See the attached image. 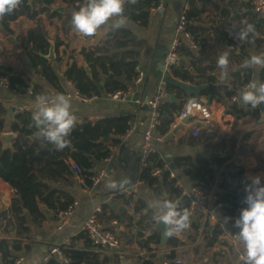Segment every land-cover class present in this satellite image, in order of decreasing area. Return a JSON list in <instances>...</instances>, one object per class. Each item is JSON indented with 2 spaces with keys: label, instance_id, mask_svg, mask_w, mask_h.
<instances>
[{
  "label": "crops",
  "instance_id": "1",
  "mask_svg": "<svg viewBox=\"0 0 264 264\" xmlns=\"http://www.w3.org/2000/svg\"><path fill=\"white\" fill-rule=\"evenodd\" d=\"M184 3L185 0H164L163 12L151 10L147 26L142 27L128 19L127 25L123 27L134 33V42L129 49L138 53L136 56L137 67L145 72L144 80L140 83L136 82V70L131 75V79L126 78V75L118 78L127 84V89H130L132 96L129 99L112 101L105 95H101V98L92 103H83L71 96L72 110L78 117L79 123L84 119L96 122L105 117L129 116L131 121H137V125L128 138L124 140L120 138L118 145H113L110 142L103 144V149L110 151L111 155L105 161L96 163L93 172L97 174L103 168L106 172L88 194L82 192L73 171L69 178H64V192L71 194L74 199L80 198V203L70 222L63 229H58L57 217L52 218L50 216V220L42 226L31 225V235L28 239L20 238L18 236L20 231L19 220L12 210V203L18 200L19 191L0 178V231L6 235L0 237V241L22 240L24 242L22 250L12 251L15 257L22 259L20 264L41 263L53 243H63L70 240L73 246L82 249L87 244L86 239L78 238L82 234L83 221L97 208L102 210L104 205H109L118 218L105 226L117 232L119 237H124V235L134 237L132 245L129 246L124 243V238L121 239L127 252L125 255L126 264H142L132 253V249L137 243L138 236L136 234L138 230L133 225L129 226L127 218L130 215H133L134 219L135 215L140 217L134 208V202L139 200L146 205L143 210L146 220L151 223V226L156 223L152 211L148 209V202L159 197L143 180L138 156L144 141L145 130L151 121L152 112L146 103L153 97L160 80L164 77L175 88L171 91L168 90V95L164 97L162 101L163 111L171 109L173 105H180L183 101L197 98L209 106L213 116L208 129L201 124V121L193 118L172 137H169L172 130L180 124L174 121L171 132L162 135L164 136L162 140L154 142L155 152L163 161L164 171L173 172L179 180L184 181L187 187H190L192 183L185 176L187 166H184L185 164L178 166L176 159L186 157L192 159L205 157L208 159L212 152H216L221 153L216 161L228 158L226 164L217 169L218 174L224 170L226 165L234 164L245 169V176L259 174L262 176L261 182H264V123H260V110L253 111L250 106H242L239 95L235 97L236 99L228 98L222 88L224 85H231L237 74L243 75L248 70L251 72L250 81L256 78L264 81V69L257 71L255 68L245 69L242 67L244 60L251 55L264 54V20L254 12L248 0H195L194 11L196 14L191 19L190 25L200 44L197 46L188 39L183 40L178 68L196 70L197 74L195 76L196 81H185L175 78L173 74L168 75L164 71V58L170 50L174 29ZM59 7H62V10H58ZM74 7L75 5L68 4L67 1L57 0L51 6V13H59L58 15L52 16L45 13L40 15L48 33V39L54 40L55 43L59 39L63 43L53 65L62 79L64 94L66 95H71L73 91L72 87L67 85V79L64 75L69 62V55H74L79 64L84 63V59L79 53L80 49L88 45H103L108 39V31L112 28V22L109 21L93 36H82L73 29L70 22L66 23L68 15L78 11ZM245 21L255 26V35H250L248 40L238 43L239 47L237 48V44L234 43L238 39L233 38L230 29L236 28L238 30L244 26ZM34 26H36V21L26 17H20L11 22V32L0 26V63L13 65L33 82H43V77L32 68L26 50L18 42V37ZM242 45L246 47L242 48ZM229 47H231L230 76L227 80L222 81L220 69L217 67V59L219 53ZM64 49L66 50L65 55ZM209 66L215 69L203 71V68H209ZM202 71L214 76L215 80L209 81L199 77L198 73H202ZM48 86L46 85V87ZM50 90L52 94H57L52 88ZM171 96L174 97V100L171 99ZM0 101L2 102L1 105H5L8 110L7 120L8 123H11L16 117L15 109L28 105L32 99L25 93V90L15 92L0 88ZM197 126L202 129L201 135L194 136L192 131ZM209 129H212V134L207 131ZM155 132L160 134L158 130ZM109 177L117 184L125 180L129 182L124 184L123 188L118 187L115 190H109L105 187V180ZM124 189L130 190V194L123 193ZM164 194L166 193L164 192ZM120 196L129 199V203L126 204L124 199L118 198ZM219 212L220 209H216L217 217ZM197 217L198 213L191 216V222ZM149 231L150 227L138 240L145 238L144 241H147ZM156 233L159 234L156 245H159L161 233L160 231ZM201 240L202 237L199 236L198 243ZM218 240L209 258L204 260L207 264H243L238 259L235 250L229 245L232 244L229 238L222 236ZM221 240L224 241L222 244ZM183 241H186V237ZM173 250L178 251V257L184 261V264H205L195 261L197 257L194 253V245L176 248L168 245V249L165 251H161L157 247L151 251L150 261L152 264H163L165 257H168ZM214 253H218L217 257H214ZM0 264H3L1 251Z\"/></svg>",
  "mask_w": 264,
  "mask_h": 264
},
{
  "label": "trees",
  "instance_id": "2",
  "mask_svg": "<svg viewBox=\"0 0 264 264\" xmlns=\"http://www.w3.org/2000/svg\"><path fill=\"white\" fill-rule=\"evenodd\" d=\"M68 4L74 5L78 0H64ZM57 0H23V3L9 15H5L0 19V26L11 32L10 23L20 17H26L36 21V26L30 28L27 32L18 37L27 52V56L43 82H33L24 73L18 71L11 64L0 63V77H6L10 81V90L21 92L26 90L31 83L34 85L33 95L40 94L53 97L50 88L57 93H65L64 84L57 72L53 62L47 60L43 55H47L50 50L48 33L45 30L41 14H51L56 16L59 13H51V6ZM158 4V0H136V3L125 4L124 15L128 19L145 27L149 23L151 8ZM84 5V4H83ZM83 5H76L74 8L79 10ZM191 9L188 13V31L191 34V41L199 46L198 37L193 31L190 22L196 14L195 0H192ZM38 6V7H37ZM72 15H68L66 23H71ZM72 25V24H71ZM108 39L103 45H88L80 49L79 53L87 63L90 71L88 72L84 63L79 64L75 60L74 55H69V62L64 71L67 81L72 82L80 93L91 95H105L114 93L119 90L127 89V84L119 80L123 75L131 79V75L135 73L138 61L136 59L137 52L129 49L134 42V33L127 28L113 29L108 31ZM250 38V36H249ZM241 43L237 40L234 44ZM63 43L57 39L55 43L56 55H59L60 46ZM233 44V45H234ZM182 48L180 54H182ZM66 50L64 49V55ZM181 56V55H180ZM205 69L214 70L209 66ZM198 73V76L205 80H215V77L205 72ZM196 70L190 71L185 68H175L173 75L175 78L185 81H196ZM251 72L248 70L243 75L237 74L231 85H224L223 91L228 98L238 97L244 86L250 81ZM130 77V78H129ZM46 85H49L46 87ZM175 88L169 82L168 90ZM173 105L171 109H165L161 113V123L156 130L161 135H167L171 132L176 116L180 113L183 104ZM237 111H239L237 109ZM8 110L5 105H0V135L4 132H12L15 137L10 147L3 149L0 141V178L19 191V198L12 203V210L16 214L20 231L18 236L22 239H28L31 235V225L42 226L52 218H56L60 211L65 210L74 200L71 194L64 192V178L72 175V168L68 165L69 157L83 169L85 179L88 186L93 184L91 177L95 175L93 172L96 163L105 161L110 155V151L103 149L105 142L113 145L120 143V137L126 134L131 127V118L129 116L105 117L96 122L84 119L81 123L77 122L71 136L68 138L70 144L62 151L55 150L54 146L47 142L37 139L35 132L37 129L33 126L32 113L29 111L18 114L15 119L8 123ZM212 134V129L207 130ZM107 139V141H106ZM89 156L92 158L90 159ZM228 158L218 159L216 166L221 168L226 164ZM185 161V162H182ZM178 166H187L185 170L186 178L196 186L209 191V189L217 182L218 202L222 207L219 212L218 224L211 226L201 214L190 223V228L182 233L186 237V241H180L172 238L169 241L170 246L181 247L194 245L196 262L207 264L204 260L209 258L213 247L223 235L224 229L231 233L237 234L239 229L234 227L235 219L239 217L242 208L247 205L244 203L246 196L243 187L248 183L245 176V169L234 164L226 165L224 170L218 174L209 160L205 157L179 158L176 159ZM163 161L157 152L149 156L148 165L144 170L143 180L156 192L157 196L162 199L178 200L181 209L190 210L192 198L190 196L182 197V189L177 186L178 178H171L170 172L164 171L159 176H153V170L162 166ZM228 170V171H227ZM219 175V176H218ZM164 192L166 194H164ZM129 203V199L120 196ZM146 205L142 201H135L134 208L136 213L140 214V218L135 221L134 216H128L129 226H135L137 231V244L147 247L152 251V244H157L159 234L148 237L147 241L138 240L143 236L144 232L151 227L143 214ZM27 213H24V210ZM200 215V216H199ZM100 222L104 225L109 224L113 220L118 219L115 212L109 205H104L98 215ZM225 217L231 218L229 221ZM199 236L202 240L198 243ZM87 240V244L81 248L74 246L64 250L71 258V264H123L120 255H106L91 251L92 244L87 236L82 233L80 237ZM124 243L129 246L134 241L133 236L124 235ZM221 244L224 241H220ZM219 242V243H220ZM24 248L22 240H2L0 241V251L2 253L3 264H13L17 257L12 251H20ZM193 252V250H190ZM221 254V253H219ZM218 253H214L217 257ZM178 251L170 252V258H177ZM217 262V260L215 259ZM45 264H60L56 259H51ZM144 264H152V261H145Z\"/></svg>",
  "mask_w": 264,
  "mask_h": 264
},
{
  "label": "clouds",
  "instance_id": "3",
  "mask_svg": "<svg viewBox=\"0 0 264 264\" xmlns=\"http://www.w3.org/2000/svg\"><path fill=\"white\" fill-rule=\"evenodd\" d=\"M23 0H0V19L12 14ZM136 3V0H86L78 11H74L71 17L73 29L82 36H93L97 31L111 21L113 29L125 27L128 17L124 15L125 4ZM235 30V31H231ZM255 26L244 22V26L238 30L230 29L234 39L244 42L249 36L255 35ZM231 47L219 53L217 67L220 69V79L227 80L230 76ZM242 67L255 68L257 71L264 69V54L251 55L245 59ZM239 101L242 106L256 109L264 104V81L259 78L247 83L240 92ZM72 97L63 93H57L54 97L40 94L34 100V112L32 116L33 126L37 129L35 137L54 146L55 150L62 151L68 147V139L76 124L77 116L72 110ZM246 179L250 183L245 184L246 193L240 215L235 219L234 227L239 229L237 236L243 243L245 251L240 256L243 264H264V184L262 176H249ZM125 180L119 184L110 177L105 180V187L115 190L123 188L128 183ZM148 209L152 211L153 219L158 225L162 224L163 237L179 238L181 234L190 228L191 211L181 209L178 200L156 198L148 202ZM231 218L225 217L226 221Z\"/></svg>",
  "mask_w": 264,
  "mask_h": 264
},
{
  "label": "built area",
  "instance_id": "4",
  "mask_svg": "<svg viewBox=\"0 0 264 264\" xmlns=\"http://www.w3.org/2000/svg\"><path fill=\"white\" fill-rule=\"evenodd\" d=\"M192 0H185L182 12L180 14L179 20L177 25L174 29V37L168 51L167 55L164 58V71L168 75H172L175 68L180 66V49L183 45V40L188 39L191 41V34L188 31V13L191 9ZM251 3L252 9L254 12L264 20V0H248ZM86 0H78L75 2L76 5H83L85 4ZM153 12H163L164 10V0H158V4L151 8ZM194 44L193 41H191ZM239 47V44L236 45ZM145 72L136 67V82L140 83L144 80ZM168 84L169 80L167 78H162L157 86V90L153 97L147 101V105L151 109V121L147 129L144 133V141L141 147V151L139 153V166L140 172L144 176V170L148 165V159L151 154L155 152L154 142L160 141L163 139L164 136L156 133L157 126L161 123V113L163 111L162 108V101L164 97H166L169 93L168 91ZM67 85L72 87L73 91L72 94L69 96L76 97L83 103H92L93 101L98 100L101 98V95H91L87 96L79 92L76 86L67 81ZM0 88L10 89V81L6 77H0ZM34 85L31 83L29 87L25 90V93L32 99V102L28 105H24L15 109L14 114L17 116L20 113L29 111L32 113L34 112V100L35 97L33 95ZM105 96L112 100V101H124L129 99L132 96L130 89L119 90L114 93L105 94ZM233 99H236L235 97ZM2 102L0 101V105ZM187 117H191L192 119H198L201 121V124L206 128H210L211 120L213 118L212 112L209 106L197 98H192L187 100L178 114L176 116L175 121L177 123H181V121ZM92 118V117H91ZM78 122V117H77ZM131 127L129 131L122 135L120 138L122 140L128 138L130 134L135 130L137 121L132 120ZM201 128L199 126L193 129V135L199 136L201 135ZM68 165L72 168L73 172L76 175V180L80 185L82 192L84 194H88L89 191L101 180L103 175L105 174V169L103 168L99 173L93 175L91 180L93 184L88 186L87 181L84 176L83 169L80 165L76 162L75 159L69 157L67 160ZM164 171V168L161 166L158 169L152 171L153 176H159ZM171 178H177L173 172H170ZM219 177L217 178V182L209 189V191L202 189L196 186L194 183L191 184L190 187H187L184 181L178 180L177 186L182 189V197L183 196H190L192 198L190 211L192 213L191 216L198 213L201 214L205 220H207L211 226L218 224L219 219L216 214V209H220L222 207L221 203L218 202L219 197L217 195V183ZM123 193L130 194V190L124 189ZM80 203V198H75L73 202L63 211H60L57 214L58 219V229H63L65 225H67L71 218L73 217L77 206ZM101 209L97 208L93 211L89 217H87L81 226V232L84 233L89 241L92 244L91 251L96 253H103V254H110V255H120V257H125L126 249L124 248V243L122 242L121 238L117 234V232L108 229L102 222L99 220V213ZM135 221H137L140 217L139 215H135ZM3 231H0V237H5ZM225 238H229L232 244H229L234 250L235 253L240 260V256L244 254L245 248L243 243L239 240L237 234H231L224 229V233L222 235ZM221 236V237H222ZM72 243L70 240L63 242V243H53L49 249V252L44 257L43 261L39 264H45L51 259H56L60 264H71V258L65 254L64 250L66 248L72 247ZM75 247V246H74ZM78 248V247H75ZM132 253L144 264L145 261L150 260L151 251L148 250L147 247L143 245H138L134 249H132ZM241 261V260H240ZM22 262L21 258H16L13 264H20ZM242 262V261H241ZM243 263V262H242ZM163 264H184V261L180 258H170L165 257Z\"/></svg>",
  "mask_w": 264,
  "mask_h": 264
},
{
  "label": "water",
  "instance_id": "5",
  "mask_svg": "<svg viewBox=\"0 0 264 264\" xmlns=\"http://www.w3.org/2000/svg\"><path fill=\"white\" fill-rule=\"evenodd\" d=\"M58 10H62V7H59ZM49 43H50V50H49V53L47 55H43V57H45L47 60H49L50 62H53L55 61L56 59V52H55V41L54 40H51L49 39ZM246 46L245 45H242V48H245ZM84 66L86 68V70L89 72L90 71V68L88 66L87 63H84ZM239 96H240V93H239ZM171 99L174 100V97L171 96ZM259 109L260 110V114H261V117H260V123H264V104H261L259 105L256 109H252L253 111ZM192 118L191 117H187L185 119H183L181 121V123L179 125H177L173 130L172 132L169 134V137H172L173 134H175L176 132H178L180 129L183 128V126L185 124H187ZM15 137V134L12 133V132H4L0 135V141L2 142L3 144V149L7 148V147H10L11 144H12V140L13 138ZM107 140V139H106ZM221 156V153H216V152H212L209 157H208V160L209 162L211 163V165L214 167L215 170L218 169V167L216 166V159L218 157ZM89 158L91 159L92 157L89 156ZM262 184H264V182H262ZM24 213H27V210L25 209L24 210ZM162 228H163V225L160 224L158 225L157 222L150 227V231L148 233V237L154 235L157 231H160L161 233V239H160V244L159 245H156V244H152L151 245V248L152 249H157V247L161 250V251H165L168 249V242L170 239L172 238H164L163 237V234H162ZM175 239H178L180 241H183L184 239V236L181 234V236L179 238H176V237H173ZM140 240H142L144 242L145 238H141ZM122 261H123V264H126V258L125 257H122Z\"/></svg>",
  "mask_w": 264,
  "mask_h": 264
}]
</instances>
